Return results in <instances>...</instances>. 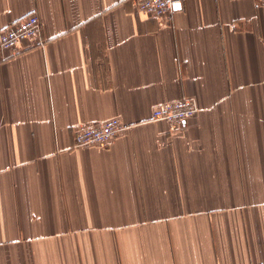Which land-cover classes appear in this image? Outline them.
Segmentation results:
<instances>
[{
    "label": "crops",
    "instance_id": "0c3cea01",
    "mask_svg": "<svg viewBox=\"0 0 264 264\" xmlns=\"http://www.w3.org/2000/svg\"><path fill=\"white\" fill-rule=\"evenodd\" d=\"M30 14L43 45L0 51V264H264V0H0V31Z\"/></svg>",
    "mask_w": 264,
    "mask_h": 264
},
{
    "label": "built area",
    "instance_id": "2783aa9c",
    "mask_svg": "<svg viewBox=\"0 0 264 264\" xmlns=\"http://www.w3.org/2000/svg\"><path fill=\"white\" fill-rule=\"evenodd\" d=\"M138 12L162 19L165 16L181 12L184 0H132ZM29 42L43 45L41 39V23L36 14H30L0 31V51H13L21 44ZM198 111L195 99L185 97L181 100L165 104L153 109L152 120L167 123H183L193 118ZM124 126L118 118L83 128L74 136V147L107 146Z\"/></svg>",
    "mask_w": 264,
    "mask_h": 264
}]
</instances>
